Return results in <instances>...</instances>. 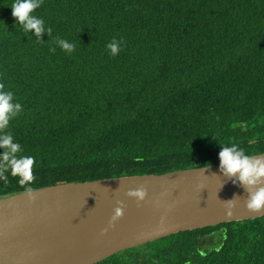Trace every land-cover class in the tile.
Masks as SVG:
<instances>
[{
	"label": "trees",
	"instance_id": "1",
	"mask_svg": "<svg viewBox=\"0 0 264 264\" xmlns=\"http://www.w3.org/2000/svg\"><path fill=\"white\" fill-rule=\"evenodd\" d=\"M14 2L0 0V85L22 111L5 131L34 163L23 184L0 165V194L215 164L219 144L264 152V0H43L41 38L16 23ZM207 230L221 242L200 252ZM91 264H264V216Z\"/></svg>",
	"mask_w": 264,
	"mask_h": 264
},
{
	"label": "water",
	"instance_id": "2",
	"mask_svg": "<svg viewBox=\"0 0 264 264\" xmlns=\"http://www.w3.org/2000/svg\"><path fill=\"white\" fill-rule=\"evenodd\" d=\"M137 190L142 199L130 195ZM247 196L219 163L0 194V264H91L180 231L264 216Z\"/></svg>",
	"mask_w": 264,
	"mask_h": 264
},
{
	"label": "clouds",
	"instance_id": "3",
	"mask_svg": "<svg viewBox=\"0 0 264 264\" xmlns=\"http://www.w3.org/2000/svg\"><path fill=\"white\" fill-rule=\"evenodd\" d=\"M42 3L43 0H15L11 6L16 23L21 25L25 33H32L38 38L50 32L45 20L33 14ZM57 43L68 53L75 50V45L65 39H59ZM107 47L110 55L116 56L121 50V42L113 40ZM2 88L0 85V165L10 168L13 175H20V183L23 184L32 179L30 169L34 158H18L17 154L22 152L21 145L14 140L10 132L5 131L10 121L22 111V105L16 100L13 92L4 91ZM219 145L218 160L221 172L228 177L235 176L248 192L245 200L247 208L257 211L264 209V154L249 155L235 143ZM144 194L143 190L130 193L138 199H142ZM120 215L122 208L118 207L114 210L113 219Z\"/></svg>",
	"mask_w": 264,
	"mask_h": 264
},
{
	"label": "flooded vegetation",
	"instance_id": "4",
	"mask_svg": "<svg viewBox=\"0 0 264 264\" xmlns=\"http://www.w3.org/2000/svg\"><path fill=\"white\" fill-rule=\"evenodd\" d=\"M198 237L199 240L197 247L200 252H205L206 250L218 247L221 242V238L215 230L203 231ZM216 239H219V243L217 246H213Z\"/></svg>",
	"mask_w": 264,
	"mask_h": 264
},
{
	"label": "rangeland",
	"instance_id": "5",
	"mask_svg": "<svg viewBox=\"0 0 264 264\" xmlns=\"http://www.w3.org/2000/svg\"><path fill=\"white\" fill-rule=\"evenodd\" d=\"M218 243H219V239H216V240L214 241V243H213V246H217Z\"/></svg>",
	"mask_w": 264,
	"mask_h": 264
}]
</instances>
